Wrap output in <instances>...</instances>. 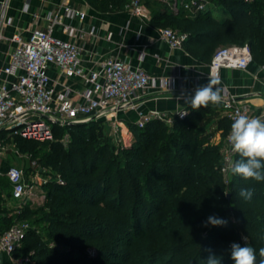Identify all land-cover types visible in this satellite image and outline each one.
Instances as JSON below:
<instances>
[{
  "label": "trees",
  "instance_id": "trees-1",
  "mask_svg": "<svg viewBox=\"0 0 264 264\" xmlns=\"http://www.w3.org/2000/svg\"><path fill=\"white\" fill-rule=\"evenodd\" d=\"M87 1L109 10L125 9L131 0ZM213 1L229 16H192L162 0L148 4L155 24L187 34L184 44L196 58L211 62L219 46L248 42L254 62L264 66V0ZM215 108L189 106L184 117H154L143 127L130 122L131 144H116L96 119L55 122L52 140L0 131L3 141L13 137L49 169L39 211L30 201L0 210V233L16 221L31 225L12 255L27 257L28 264H206L211 249L220 264H234L230 246H243L247 237L259 264L264 181L233 174L225 180L221 147L231 122L218 117L221 139L214 141L208 125ZM239 158L235 153L234 162ZM242 188L251 199L239 196ZM213 215L227 225L205 226Z\"/></svg>",
  "mask_w": 264,
  "mask_h": 264
},
{
  "label": "built area",
  "instance_id": "built-area-1",
  "mask_svg": "<svg viewBox=\"0 0 264 264\" xmlns=\"http://www.w3.org/2000/svg\"><path fill=\"white\" fill-rule=\"evenodd\" d=\"M149 0H131L125 9L132 14L144 19L151 18ZM172 8L182 9L195 16L214 11L216 2L213 0H162ZM71 0H64L60 9L47 14L48 26L35 28L28 36L20 32L12 35L14 50L9 62L4 68V73L10 74L14 79L9 84L0 85V131L13 134H22L26 137H35L42 130H47L49 122L56 121L63 125L72 120H88L106 117L110 110L125 106L138 93L146 92L153 86H170V78H156L151 76L143 67L132 66L121 58H109L101 63L100 67L87 68L82 64V47L74 39H64L54 34V26L61 22L63 15L84 18L86 13L76 6ZM10 23L11 18L5 20L2 11L1 27L5 22ZM65 30L75 37L77 28L65 26ZM93 32V29L90 31ZM160 34L171 47H182L187 37L186 33L171 27H161ZM254 56L248 42L230 43L219 46L210 62V75L220 78L222 68L246 69ZM54 66L58 72L67 78L78 77L81 88L78 98L75 97L74 88L70 84L57 91L48 69ZM223 100L220 103L230 119L231 124L241 114L249 117L255 114L251 104L237 98L228 87L222 91ZM187 110H180V114ZM260 117H264V111ZM150 119L142 116L137 125L143 127ZM114 127L119 129V125ZM231 129V126H230ZM230 129L223 139L222 173L226 181L231 178L230 165L234 162L235 153L227 140ZM123 138L122 135L120 139ZM127 144L124 139V143ZM4 147L3 138L0 137V150ZM35 162V161H34ZM9 181L12 185V198L25 202L30 193V188L24 179V173L15 166L7 170ZM31 227L26 220L14 222L8 229L0 233V252L12 254V251L21 244L26 232ZM17 264H28L27 257L15 258Z\"/></svg>",
  "mask_w": 264,
  "mask_h": 264
},
{
  "label": "crops",
  "instance_id": "crops-1",
  "mask_svg": "<svg viewBox=\"0 0 264 264\" xmlns=\"http://www.w3.org/2000/svg\"><path fill=\"white\" fill-rule=\"evenodd\" d=\"M64 0H0V24L2 11L5 20L11 18L1 27L0 38V85L9 84L14 77L4 73L14 50L12 35L20 32L28 36L35 28L48 26L47 14L49 11H58ZM73 6L82 9L86 16L63 15L61 22L55 24L54 34L64 39L74 38L82 47V64L87 67H100L101 63L109 58H121L132 66L143 67L151 76L156 78H170V86H153L146 92L138 93L128 104L110 110L106 117L101 118L104 123L118 124L121 135L127 144L134 140V133L129 126L136 123L142 116L149 118L162 117L172 121L180 110L187 109L183 97L194 95L195 89L209 82L210 62L202 61L186 49L183 43L180 48H173L165 41L161 34V25L155 24L152 19H144L132 14L127 9L100 10L93 7L87 0H71ZM215 16H217L214 13ZM223 18L229 16L225 12ZM218 17V16H217ZM75 26L77 35L72 37L65 30V26ZM91 29L93 32L91 33ZM150 37V40H149ZM53 79V85L60 91L65 84L74 88L75 97L81 88L78 77L67 78L51 66L48 69ZM214 78V77H212ZM237 98L248 101L255 114L261 116L264 111V66L252 62L246 69L222 68L218 78ZM215 106L212 121L208 125L213 132V140L221 139V130L218 128V117L227 115L221 104ZM9 163L0 162V210L12 211L19 207L20 202L12 198V185L7 170ZM10 184V187L6 186ZM30 201L31 199H25ZM24 202V203H25ZM2 213H0L1 216ZM0 264H17L15 257L7 252H0Z\"/></svg>",
  "mask_w": 264,
  "mask_h": 264
},
{
  "label": "clouds",
  "instance_id": "clouds-1",
  "mask_svg": "<svg viewBox=\"0 0 264 264\" xmlns=\"http://www.w3.org/2000/svg\"><path fill=\"white\" fill-rule=\"evenodd\" d=\"M150 40V37H149ZM221 81L218 78L209 77V82L195 89L194 95L185 96V104L192 109L207 108L209 104L218 105L222 102V88L218 87ZM181 116L187 113L180 114ZM231 150L240 157L231 163L230 171L233 175L245 180L264 181V117H249L239 115L231 124L230 134L227 137ZM239 196L245 200L251 199L252 193L242 188ZM226 226L227 220L209 216L205 226ZM245 244H231V259L234 264H257L256 250L247 243V237H242ZM206 264H220L221 257L215 255L211 249ZM259 264H264V248L259 250Z\"/></svg>",
  "mask_w": 264,
  "mask_h": 264
},
{
  "label": "rangeland",
  "instance_id": "rangeland-1",
  "mask_svg": "<svg viewBox=\"0 0 264 264\" xmlns=\"http://www.w3.org/2000/svg\"><path fill=\"white\" fill-rule=\"evenodd\" d=\"M214 11L219 18H223V14L226 9L219 3L214 5ZM154 5L150 6L152 11ZM56 121H50L47 130H42L35 135V138L44 141L45 139L52 140L54 132V124ZM104 133L112 137L116 144H123L124 138L120 139L121 131L120 129L114 127L109 122L102 123L101 126ZM59 130V128L57 129ZM66 136V135H65ZM68 136V135H67ZM128 142V140H126ZM5 161L9 163L10 166H15L21 169L24 173V179L27 182L30 193L26 199H31V205L39 211V208L43 207L45 202L46 187L44 186L48 177L44 172H48V168H43L34 162L32 155L27 152H22L16 145L14 138L11 137L4 141V147L0 150V162Z\"/></svg>",
  "mask_w": 264,
  "mask_h": 264
},
{
  "label": "water",
  "instance_id": "water-1",
  "mask_svg": "<svg viewBox=\"0 0 264 264\" xmlns=\"http://www.w3.org/2000/svg\"><path fill=\"white\" fill-rule=\"evenodd\" d=\"M92 120L94 119L92 118L88 120H72V121H69L67 124H70V125L86 124L87 122L92 121Z\"/></svg>",
  "mask_w": 264,
  "mask_h": 264
}]
</instances>
